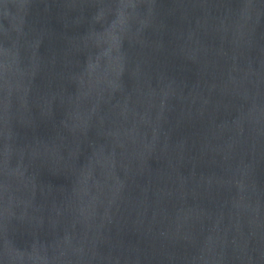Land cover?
Wrapping results in <instances>:
<instances>
[{"label": "water", "instance_id": "1", "mask_svg": "<svg viewBox=\"0 0 264 264\" xmlns=\"http://www.w3.org/2000/svg\"><path fill=\"white\" fill-rule=\"evenodd\" d=\"M0 264H264V0H0Z\"/></svg>", "mask_w": 264, "mask_h": 264}]
</instances>
